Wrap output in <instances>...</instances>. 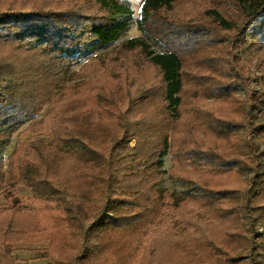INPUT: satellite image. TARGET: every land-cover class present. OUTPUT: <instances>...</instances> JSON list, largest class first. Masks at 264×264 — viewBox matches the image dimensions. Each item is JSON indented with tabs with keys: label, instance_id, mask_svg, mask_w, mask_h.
<instances>
[{
	"label": "rangeland",
	"instance_id": "rangeland-1",
	"mask_svg": "<svg viewBox=\"0 0 264 264\" xmlns=\"http://www.w3.org/2000/svg\"><path fill=\"white\" fill-rule=\"evenodd\" d=\"M122 1L132 12L130 16L117 15L119 20H126L129 24L121 37L108 45L98 41H84L71 46L69 51H56V57L64 58L59 71L62 79L51 92L53 94L49 101L12 133L9 131L10 124L2 127L7 131V141L0 144V177H6V180H0V208H10L13 203L28 208L59 209L66 204L76 208L77 201L100 200L66 190L55 194L44 190L36 192L20 177L8 180L13 160L22 151L29 154L30 142L38 139L50 142L49 135H41L39 132L46 126L50 128L52 119L57 118L59 112L64 110L63 114L66 115L64 127L81 134H92L98 139V144H107L120 133L114 126L118 116L126 123L129 120L133 122L154 117L157 120V134L164 131L172 137L169 153L161 158L163 165H153L145 160L132 162L125 157L129 151L124 150L121 152V159L119 157L122 160L120 167L107 178L110 186L129 176L124 180L143 181L144 186L154 190H167L175 196L190 193L202 197L206 192L202 188V182L205 184V181L201 180L207 179L211 182L209 185L212 190L231 187L235 191L225 196L211 194L214 208L194 203L197 218L191 219V226H187L186 221L177 223L180 238L166 240L167 234L163 233L156 237L151 248H145L135 255L131 250H114L109 253L116 258L103 263L264 264V209L257 211L255 207L259 201L250 199L246 194L250 190L252 178L264 176V156L261 155L264 151V131L258 129L264 123V103H253L251 100V96L256 94L264 102V49L248 46L249 52H245V48L230 54L226 53V45L216 46V55L222 60V72L232 69V74L223 77L220 73L212 72L205 82L200 81L203 78L201 74H208V70L194 67L195 59L192 60L191 66L186 67L188 71L180 117L175 118L169 113L164 116L163 84L158 67L150 63L139 49L126 50L123 43L129 38L141 37L154 50L160 51L162 47L139 29L138 21L142 17L144 0ZM214 2H220L221 8H226L231 3L229 0H181L172 10L163 11V15L173 20H195L202 17L205 9L214 7ZM37 6L68 8L76 14L79 12L81 18L88 19L103 14L98 4L91 0H0V9H31ZM2 34L6 39L7 35ZM29 44L17 40L0 42V67L11 70L14 74L12 77L30 78L33 74L43 73L36 62L38 59L32 58L26 50L31 46ZM229 82H234L237 89L231 97H213V89L217 85ZM215 117L234 120L231 126L226 124L231 130L229 134L221 136L210 129ZM92 129L95 130L91 131ZM134 138V135L123 138L122 148H126ZM53 139L57 141L58 149L64 152H80L92 148L100 150L102 147L92 146L84 139H64L57 134ZM207 149L222 159L214 158L216 160L207 163L206 157L193 158L191 155L192 150L198 152ZM68 161L72 163V159ZM103 197H106V193ZM145 206L135 195L134 189L126 193L120 188L116 193L111 191L109 210L95 228L99 232L105 230L106 218L115 209L138 210ZM184 216L182 218L187 219V214ZM23 217L25 219L24 215ZM10 218V212L2 216L3 220ZM12 226L15 230L14 225ZM67 226H72L78 232L75 222H68ZM17 229L20 230L19 227ZM19 232L20 236H24L23 229ZM77 243L78 240L75 239L69 245L72 247ZM52 244L50 235L42 239L40 233H34L33 236L31 232L29 239L13 238L8 241L12 264H56L51 256ZM68 251L66 248V252ZM75 251L77 254L72 255L74 264H84L87 259L100 260L99 257L94 258L96 254L93 251L83 247H78ZM64 258L68 259L67 254Z\"/></svg>",
	"mask_w": 264,
	"mask_h": 264
},
{
	"label": "trees",
	"instance_id": "trees-1",
	"mask_svg": "<svg viewBox=\"0 0 264 264\" xmlns=\"http://www.w3.org/2000/svg\"><path fill=\"white\" fill-rule=\"evenodd\" d=\"M91 1L98 4L99 9L103 11L102 15L94 16L93 19L81 18L79 12L76 14L68 8L59 7L0 9V42L17 40L30 43L31 46L26 50L32 58L38 59L36 62L43 72L33 74L30 78L27 76L18 79L12 77L14 74L11 70L0 67V134H2L0 144L7 141V131L2 128L5 124H10L9 131L12 133L49 101L53 94L51 92L62 79L59 77V71L64 58L56 57V51H69L71 46L84 41H98L108 45L118 40L128 29V22L117 18V15L130 16L132 12L122 0ZM180 1L144 0L142 17L138 21L139 29L155 39L162 50L152 49L141 37L129 38L123 43L126 50L139 49L150 63L158 67L163 84V115L169 113L175 118L180 117L188 71L186 67L191 66L192 60L195 59L194 67L208 70V74H201L203 78L200 81L205 82L212 72L220 73L223 77L232 74L230 72L232 69L229 72L227 70L222 72L220 66L222 60L216 55L218 52L216 46L226 45V53L230 54L245 48V52H249L248 46L264 49V0H229L231 3L226 8H221L220 2H214V7L205 9L202 17L195 20H173L163 15V11L172 10ZM2 33L7 35L6 39ZM222 33L227 35L223 36ZM232 57L234 58L233 55ZM236 90L234 82L220 84L213 89V97L229 98ZM260 97L253 94L251 100L253 103L257 101L264 103ZM63 113L64 110L59 112L57 118L52 119L50 128L46 126L39 132L41 135H49L50 142L35 140L29 144V154L22 151L17 155L16 160H13L8 180L20 177L36 192L44 190L55 194L66 190L100 200L77 201L76 208L69 204L60 206L59 209L28 208L21 206L22 204L16 206L14 203L10 208H0V264H12L8 241L13 238L29 239L31 232L33 236L34 233H40L42 239L48 235L52 237L51 256L56 264H74L72 255L77 254L75 250L78 247L91 250L96 254L94 258H100L89 261L82 257L84 260L87 259L84 264H104L103 262L116 258L109 253L114 250H131L135 255L145 248H151L156 237L163 233L167 234L166 240L180 238L177 223L186 221L187 226L192 225L191 219L197 218L194 203L214 208L211 194L219 193L225 196L235 191L231 187L212 190L209 185L211 182L207 179L201 180L205 181V184L202 182V188L206 192L202 197L190 193L175 196L167 190H154L152 187L144 186L143 181L124 180L129 176L110 186L107 178L120 167L122 160H119V157L121 159L122 151H129L125 157L130 158L132 162L145 160L153 165L162 166L161 158L169 153L172 145L171 135L164 131L157 134V120H154V117L133 122L129 120L126 123L118 116L114 126L120 133L107 144L104 142L98 144L96 136L81 134L64 127L66 115ZM233 121L232 118L215 117L210 129L218 135H227L231 130L226 124L231 126ZM258 129L264 131V123L260 124ZM55 134L64 139H84L92 146L102 147L100 150L92 148L80 152H64L58 149L57 141L53 139ZM130 135L135 136L134 140L126 148H122V139ZM252 151L255 152L254 147ZM192 152L193 158L204 156L208 160L207 163L216 160L214 158H220L209 149ZM261 155L264 156V151ZM69 159H72V163L68 161ZM131 176L136 178L134 175ZM4 179L6 180V177L1 175L0 180ZM119 188L123 193L134 189L135 195L146 206L138 210L130 208L113 210L106 218V229L99 232L95 227L109 210L111 191L116 193ZM252 189L256 191L253 192ZM263 191L264 176L259 179L253 177L250 190L246 194L250 199L259 201L255 207L257 211L264 209ZM105 193L106 197H103ZM52 210L54 211L51 212ZM6 212L12 213V218L3 220L2 216ZM185 214L187 219L182 218ZM68 222L76 223L77 233L72 226H67ZM17 227L19 229L22 227L20 230L23 229L24 236H20L21 232ZM75 239L78 243L71 247L69 244ZM66 248L69 249L68 252ZM66 254L68 259L64 258Z\"/></svg>",
	"mask_w": 264,
	"mask_h": 264
}]
</instances>
